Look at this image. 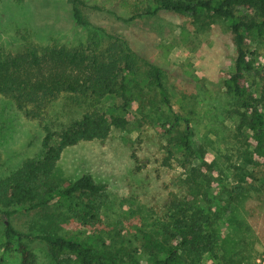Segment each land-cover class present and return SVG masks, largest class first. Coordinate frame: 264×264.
Returning <instances> with one entry per match:
<instances>
[{
  "label": "rangeland",
  "instance_id": "obj_1",
  "mask_svg": "<svg viewBox=\"0 0 264 264\" xmlns=\"http://www.w3.org/2000/svg\"><path fill=\"white\" fill-rule=\"evenodd\" d=\"M80 1L86 26L75 22L69 0H0V49L15 56L25 51V41L74 48L89 41L94 30L104 41L125 44L138 71L132 84L134 105L128 110L132 121L123 130H112L104 141L66 147L55 165L52 179L61 187L82 175L105 185L98 195L72 201L74 206L90 200L94 209L77 207L73 212L67 205L53 204L36 211L17 210L10 217L0 211V255L4 227L10 223L24 236L32 264H54L37 239L46 234L90 239L111 250L127 247L146 260L141 254L142 233L175 236L181 232L176 228L181 216L192 217L195 211L201 220L202 251L189 260L264 264V165H242L228 116L235 100L224 81L236 59L228 22L169 11L131 18L133 13L115 0ZM243 48L254 69L242 84L258 92L264 85V32L249 35ZM152 66L160 71L172 112L184 120L171 129L172 114L152 78H147ZM69 98L53 105V129L91 108H77ZM123 103L122 98H105L96 109L105 112ZM186 128L191 155L182 143ZM43 136L37 122L25 119L10 100L0 97V180L25 160L39 157ZM172 203L177 208L172 209ZM170 236L169 243H177ZM4 257L6 264L19 262L15 246Z\"/></svg>",
  "mask_w": 264,
  "mask_h": 264
},
{
  "label": "trees",
  "instance_id": "obj_2",
  "mask_svg": "<svg viewBox=\"0 0 264 264\" xmlns=\"http://www.w3.org/2000/svg\"><path fill=\"white\" fill-rule=\"evenodd\" d=\"M69 1L75 22L80 26L88 25L80 10L81 1ZM115 1L133 13L131 18L169 11L192 17L206 14L228 22L236 47L233 72L224 81L226 92L235 100L228 116L234 123V137L240 147L242 165H264V85L257 92L242 84L245 76L254 69L243 47L249 35L260 36L264 32V0ZM96 31L89 36V41L74 48L25 41V51L15 56L0 49V97L10 100L25 119L37 122L44 133L39 157L25 160L15 172L0 180V211L7 217L17 210L30 212L53 204L67 205L73 212L77 207L79 211L91 212L94 205L89 199L74 206L72 201L82 196L98 195L106 188L103 184H95L88 175H82L65 187L52 179L55 165L66 147L80 142L104 141L112 130H123L132 121L128 110L134 105L132 84L138 73L132 52L116 40L104 41ZM147 78H152L161 102L172 114L170 129L179 126L184 120L171 110L159 69L152 66ZM65 97H70L77 108L82 105H91V108L82 110L78 118L53 129L50 111ZM115 97L122 98L124 103L112 105L105 112L96 109L101 100ZM135 109L138 110V105ZM189 136L186 128L182 143L191 155ZM132 159L137 163L134 154ZM134 170L137 172L140 167L135 166ZM177 206V203L171 204L172 209ZM192 213V217H186L185 213L181 216L176 227L181 232L175 236L168 233L157 237L154 232L142 233L141 254L147 256L146 260L139 258L135 250L127 247L111 250L104 245H95L90 239L50 234L37 239L54 264L72 261L77 264H196L188 258L199 257V251H202L201 220L195 216V211ZM167 235L175 238L177 243L170 244ZM23 238L10 223L5 224L0 264H6L4 255L13 246L19 254L18 264H32L33 254L22 242Z\"/></svg>",
  "mask_w": 264,
  "mask_h": 264
}]
</instances>
